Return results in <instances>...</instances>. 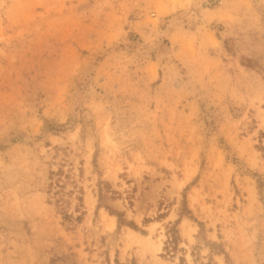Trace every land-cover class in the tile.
I'll use <instances>...</instances> for the list:
<instances>
[{
  "label": "rangeland",
  "instance_id": "374dc122",
  "mask_svg": "<svg viewBox=\"0 0 264 264\" xmlns=\"http://www.w3.org/2000/svg\"><path fill=\"white\" fill-rule=\"evenodd\" d=\"M0 264H264V0H0Z\"/></svg>",
  "mask_w": 264,
  "mask_h": 264
},
{
  "label": "bare ground",
  "instance_id": "6f19581e",
  "mask_svg": "<svg viewBox=\"0 0 264 264\" xmlns=\"http://www.w3.org/2000/svg\"><path fill=\"white\" fill-rule=\"evenodd\" d=\"M112 218V220H114V217H111Z\"/></svg>",
  "mask_w": 264,
  "mask_h": 264
}]
</instances>
